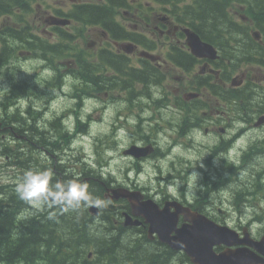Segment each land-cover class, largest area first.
Listing matches in <instances>:
<instances>
[{
    "label": "flooded vegetation",
    "instance_id": "obj_1",
    "mask_svg": "<svg viewBox=\"0 0 264 264\" xmlns=\"http://www.w3.org/2000/svg\"><path fill=\"white\" fill-rule=\"evenodd\" d=\"M51 1V4H48L43 8L38 7V9L34 10L32 13L35 20L38 19L41 21L40 27L43 28L41 29L40 27L36 26V23H33V25L30 27L31 31L29 34L32 41L41 43L43 42L41 38H45L49 41L46 43L47 46H49L51 49H59L61 47H65V41L63 38L64 35L66 33L72 34V32H70L68 29H62V27L51 26L54 21L59 19L73 18L79 22L86 21V25L79 35H72L73 39L76 41L75 48L79 51V53H72L70 55L71 57H66L64 59L66 64L56 63V59H45L46 62H44L43 67L48 68L54 74L69 72L73 77L76 78V81L81 85V87L83 86L85 77L87 75L94 73L100 75L103 73L104 78L108 80V84L104 86L105 88H110V84L114 85L115 79L117 77V69L115 68L116 62H123L126 67L134 73L144 72L142 68L138 67L140 64H145L146 62L139 57V43H137L138 40L133 37L134 34H138L137 32L139 31L138 15L141 12L134 14L130 13V11H122V13H119L117 11L106 9L103 6V4L106 3L111 7V4L116 5L118 2L117 4L120 8H126L127 2L122 0H69L73 2V6L77 8V10L74 12H70L68 10V4H65L64 1ZM145 3H147V0ZM157 3H159L157 4V7L161 9V11H163V13L166 14V17H168L171 21L172 19L169 14L180 19L181 17H190L192 15H198L202 17L203 14L206 13L204 0H165L164 3L162 0H157ZM209 4L215 8H218V10H223V14L226 18H234L237 20L235 22V26L238 25L236 28L238 29L239 33H237L235 37L238 41L237 43L221 44L222 50L226 48L239 47L238 54L240 56H243L244 54L247 56V58L242 59V62L232 71V61L230 60L231 54L223 53L224 58H222L219 62H211L207 60L203 62L206 69L213 68L217 73L214 75L209 74L207 78L204 79L205 81H209V84L205 83L204 85L200 86L202 91L199 93L201 94L202 100L200 101V99H198V105H200L199 108H201L202 114L210 118L209 125L212 126L217 132L221 130L219 129V121L213 117L218 116L220 119H223L224 116L229 120H236L238 118L241 119V117L244 119L242 115L251 109L250 106L244 104L241 107L229 106L228 101L233 100L234 103L238 102L239 104H242L243 97L247 96V90L252 92V94L255 93L259 97H264V26L261 25L260 22V18H264V0H209ZM135 6H138V3H136ZM250 17H253V21L255 23L254 28L248 27V25H252L249 19ZM131 18L135 20L134 24H131ZM166 29L168 34H172L171 26L169 24L166 25ZM256 32L260 34L258 37H254V33ZM152 34L154 35V33ZM170 40L171 37L165 36L162 38V41L155 44L156 49L160 51V53L157 55L160 58L161 63L152 65L150 62H148L147 66L154 70L159 76V82L161 84L160 93L163 98L165 96V99L170 100V102L173 104L169 109H173V111L178 112L179 114L183 113L185 109H188L189 111L187 113L189 116H192L191 119L194 121V110L196 111V109L193 100L189 101L191 102V105H187L186 103V106L184 107L179 106L181 99L182 101L184 100L183 98L187 88L180 87L179 85L180 82H184L186 80L185 72L184 76L182 77L175 76L178 73H182V69L187 70V68H185L186 60L190 61V65H192L193 68L199 64L197 62L193 64V59L184 54V52H182L175 44L170 43ZM10 43L15 44L11 39ZM128 43H133L138 47V49H135L131 55L127 54L122 49V45ZM142 44L144 48H151L154 46L152 40L148 41L147 37L143 40ZM168 51L172 53L175 52V55L180 56L181 58L176 59L174 56H172L168 60L166 58ZM58 64L69 65L70 69L57 70L54 65ZM0 78H3L2 73H0ZM175 78L179 82L178 84L174 83ZM176 85L177 87H175ZM255 88L261 89V91L257 92L255 91ZM167 89H171V91ZM44 94L45 92H32L31 96L29 95V97H33L34 104L38 105L42 104V102L45 100L43 96ZM197 95L200 97L199 94ZM97 97H100V94H98ZM105 97L107 98L108 102H116L114 93H105ZM119 99V102L124 101V98L121 95L119 96ZM139 108L142 110L141 116L133 119V123L137 122L135 123V126L138 129L141 127L145 128L147 115L150 111V107L147 106H141ZM119 116L128 117L129 112H120ZM33 121H35V119ZM36 124L41 125L39 121L36 122ZM230 124H232V122L228 123V125ZM46 125L47 124H45V126ZM110 125L113 127L117 125L127 126L128 119L120 124V118H114ZM57 126L58 121L47 126V128L52 129ZM60 129L61 128H58L52 134H50V136L54 135L52 138H44V144L51 145L53 148L56 145V136L61 133ZM206 130L208 132L209 128ZM129 133L131 136H133L130 130ZM131 139V144L135 143L133 137H131ZM174 146V144H171L168 146V149L172 150ZM189 151H192V149ZM193 151H195L194 146ZM146 161L147 160L134 161V165L131 167V169L137 168L142 170V165ZM176 168L177 167L174 165L171 166V171ZM94 179L96 182L98 181L101 186L104 185L101 180L97 178ZM134 183L137 186H142L147 191V196L145 195V198L153 197L161 205L162 198H164V201L166 196H170V199L172 200L175 198L170 194L164 195V192L158 185L157 180L150 182L151 186L143 185L142 182L138 180H135ZM109 185L117 187L118 183L110 182ZM154 185L158 186L154 187ZM224 186L227 185L222 184L223 191L218 195L219 199L217 201L212 200L213 194L216 193L215 189L218 187L217 184L213 186L212 194L207 193L206 196L203 197V201H198V198L195 197H193L191 201H186L182 198L177 199L193 210H197L202 213L206 212L210 215L211 219L221 224H230V215L226 214L223 210L227 208L232 212V222L234 223L233 228L238 233H241L242 235L249 233L253 241L260 240L263 234L262 232H255L254 223L250 225L249 223H246L244 219L241 220L240 218H238L237 221L235 220L237 208L240 203L243 202V195L247 194V192L244 191V194H241L237 191L230 190L229 188L224 189ZM127 188L129 187L127 186ZM129 189L136 191L134 187ZM230 191L233 194L232 199L230 198ZM238 194L240 196H238ZM106 202L107 206L99 209V216L104 218L103 215L107 214V216L115 219L117 221L116 223L122 224L120 227H117V232L122 233L124 229L128 228L122 223L124 221V214L133 215L129 203L123 200L116 201L114 202L115 208H112L111 204L113 203L108 202L107 200ZM213 210L224 212V215L220 217L219 215H216ZM139 220L144 222L141 218ZM183 222L184 218L180 217V225ZM247 229L248 232H246ZM110 231L113 232V229ZM138 232L140 234L147 235L146 226L143 225L142 227L138 228Z\"/></svg>",
    "mask_w": 264,
    "mask_h": 264
},
{
    "label": "trees",
    "instance_id": "obj_2",
    "mask_svg": "<svg viewBox=\"0 0 264 264\" xmlns=\"http://www.w3.org/2000/svg\"><path fill=\"white\" fill-rule=\"evenodd\" d=\"M13 2L14 0H0V10H6L10 8V5ZM204 2L206 13L203 14L202 20L208 30L214 29L217 33H222L225 27L233 26V24L224 16L223 10H218V8H215L209 4V0H204ZM2 33L4 36L1 35V39L4 45H7L10 39L14 43H17L15 45H17L19 48L25 47V45L29 42L32 43L33 47H37V49H39L35 50L36 56L45 55L38 54L43 53L44 51L40 50L44 47L43 42L37 43L32 41L27 31L19 32L13 28L5 27L2 29ZM202 33L203 32H201V34ZM64 39L71 41V37L69 36H64ZM7 49L8 48L5 47L4 52L2 51L0 53V71L2 70L1 63L2 65L7 63V58L9 55V49ZM64 52V47H61L57 50V54L61 53V55H63ZM115 66L119 74L121 73V76L119 75L116 77L114 88H119L120 86L124 90H132L134 89L133 80L144 83L146 88L154 83L151 77L152 71L150 69L148 72H145V74H133L127 70L128 68L125 67L124 63L116 62ZM91 79L93 80V78ZM11 82L13 83L14 93L25 92L26 88L21 87L22 83L18 82L16 77L11 79ZM95 83L100 88L101 86L105 85L104 81L100 80V78H95ZM8 105H13V102H10ZM15 121L16 120H13L12 123H15ZM12 132L22 136H25L24 134L27 133L26 136L22 138L24 143H33V141H38V145H44V131L40 132L34 126L29 127L27 130L20 129L19 126H15ZM45 146L46 145L43 147ZM3 156L6 160H11V165H13L12 167L19 168L20 174L18 177L29 168L45 170V166L39 164L38 160L35 161L33 155L25 156V152H19L17 147L13 150L12 148L10 150L5 147ZM84 171L89 173V170L86 169V166ZM53 172L54 180L61 179L63 181L71 179L70 176H65V178L62 179L60 176H58V174H56L55 171ZM57 172H59L58 169ZM84 176L89 177L91 175L86 174ZM85 182L89 184V190L92 192L94 197L97 196V198H100V196H102L103 190L99 183L95 181L92 182L91 180ZM14 188L15 187L12 186H0V264L178 263L177 260L172 258L174 255H176V252H174L172 249L167 247L161 248L160 245H155L148 242L147 240H145L146 243L144 244L141 239L136 240L135 238H129V236L126 234L128 231L126 229L122 231L123 235L117 231L111 233L110 229H114L113 227H109V229L107 228L110 234L103 233L101 236L97 234L96 238L101 240L100 247L93 241L86 242L92 237L94 233V229L91 230L92 228H90V224L93 226L95 225L94 218L89 215L88 208L80 210L82 214L79 216V218H77V213L75 212L60 213L58 210H55L57 211L56 218L49 220L47 218V211L35 212V210H33L31 207L29 208L27 203L19 200L15 194ZM16 205L19 209L15 211L14 208ZM18 212L20 213L18 214ZM74 238L79 239L73 240ZM66 241H68V243ZM129 247H131V249ZM151 247L154 249L157 248L159 250H167L159 251L151 249ZM90 252L94 253L93 259L88 258ZM186 262L189 263L188 260H186Z\"/></svg>",
    "mask_w": 264,
    "mask_h": 264
},
{
    "label": "bare ground",
    "instance_id": "obj_3",
    "mask_svg": "<svg viewBox=\"0 0 264 264\" xmlns=\"http://www.w3.org/2000/svg\"><path fill=\"white\" fill-rule=\"evenodd\" d=\"M233 26L232 27H225L223 29V32L228 31V32L238 33L239 32L238 29L235 28V27H233ZM211 30L214 31V32H216L214 29H211ZM7 48L9 49V50L7 49L8 50V53L9 54H12V51L10 49V46H7ZM149 69L150 68H146L144 70V72H142V73L145 74V72H148ZM150 70L152 71L151 77H152V80L154 81V83L151 86H149L148 88L145 87V97L147 98V100H145L141 96L134 95L132 97V99H131V105L134 106V107H141V106L150 107L149 101H151V100H153V99L156 98V97L153 96V93H152L153 90L152 89L153 88H157V84H158L160 78H159V76L157 75V73L154 70H152V69H150ZM18 82L22 83L21 84V87H23V88L25 87L26 88L25 93L23 94V96L21 97V99H24L25 95L29 94L28 91H34V90L36 91V85H33L31 83H28V82L25 83L24 80H18ZM134 82H138V81L133 80V83ZM10 87H11V89L13 91V83L12 82H11V86ZM29 88H32V89L29 90ZM154 90H156V89H154ZM128 91H131V90H128ZM21 99H19L16 102L13 103V106H14L15 110H13V113H12V116L11 117H8L7 115L4 116L0 112V145H1V143L4 144L5 141H11L12 143H15L16 145L19 144V143H22L25 146L24 149H23V151L25 152L26 151L25 149L26 148L29 149L30 147H32L34 142L37 144L38 141H34L33 143H24V141L22 140V138L25 137V136L18 135L16 133L12 132L13 131V128L15 126H19L20 129H24V130H27L29 127L34 126L40 132L44 131V133H45L44 138L45 139H48L50 137V134H51L50 132H54L58 128H61L60 129L61 130V133L58 136H56V138H57L56 140L57 141H56V145L53 147V149H46L45 148L42 151H40V149L38 148L39 152H37V153L41 156L44 151L50 150L55 155V159L52 160V162L55 165V172H56V174H58V176H60L61 178H65V176H68V175L71 178L72 177L73 178H77L76 177V174H75V167L76 166L67 165V162L65 161L64 156H63V148L66 147V146H68V145H70V144H73V143L77 142L78 139H80V138H84V133L83 132L85 130L91 129V127H92L91 126V121L92 120L89 121V117H88V114L86 113V111L83 108H81V107H77L75 109L74 116H76V118L74 120L77 122V124L72 121V118L71 119H68V118H65L62 114H59L58 117H57L58 126L55 127V128L49 129L45 125L42 126V125H38L36 123H33V124L31 123V125L30 124L29 125H26L25 124L26 120L24 122V119H23L24 116L25 115H30L33 112L32 111H26V112H24L23 113L24 115H23V118H22V116H21L22 113L19 111V109H16V107H15V103H18L19 101H21ZM250 99H251V96H250ZM22 101H24V100H22ZM50 110H51V106L50 105H47L46 107H44V111H45L44 112V115L46 113H49ZM36 114H33L32 115V120L35 119V122H38V121L40 122L39 119H41V117L43 116V114L42 113L41 114L40 113H36ZM13 120H16L15 123L17 125L15 123H12ZM82 121H83V124H82ZM18 123H20V124H18ZM10 125H12V126H10ZM143 132H144V127H141L140 129L136 128V133L137 134H141ZM113 136L114 137H117L118 134L114 132ZM169 145H171V144L170 143L164 144V149H167V152H164V150L161 151L160 152V155H159V158L157 159V161L160 158H165L166 155H170L175 149H177V146L176 145L174 146V148L172 150L171 149H168V146ZM226 148H228V145H226L225 146V149L223 150L222 162H219L218 165H217V168L216 169H213V171H215V170L218 171V173H217L218 175L213 174L214 173L213 171L205 172V173H207L206 176L208 174H213V176L211 178L205 177L204 180L207 181L208 183H214V184H217L218 185V187H216V189H215V192L217 190H223L222 189V184H223L222 181H223V177L224 176L227 177L228 181L235 180L237 183L241 182V179L239 177V174H241V173H238L237 174V170L239 169L238 167L240 166V167H244V169L246 170V172L250 176H257V178H250L247 175L246 176V179L250 180L251 187L254 186V185H257V188L254 191H259V188H260L261 191L264 194V187H263L264 186V179L261 177V175H258V173L256 174L255 171H254V169H248V161L245 158H243V157L240 158V157L234 156V154L231 152V150H228ZM19 149H21V148H19ZM19 149H18V151H19ZM189 150H191V149H189ZM0 154H2V151H0ZM28 154L29 155H32L33 153L28 152ZM34 157H36V154L34 155ZM48 157H49V154H46V153H44L43 156H42V158H48ZM57 167H61L64 170L63 171L60 170L59 172H57V169H58ZM88 172L91 175V179L90 180L92 182H94V181L96 182V180L94 178H97V179L101 180L104 183V185L102 186L103 193L101 192L102 193V196H100V199L101 200H107V199H109V197L107 195V192L110 191L111 189L116 188V187L110 186L109 184H110V182H115V181L110 180V179L107 181V180H105L106 178H102L100 175L98 176L97 174H95L96 172H94L93 170H89ZM205 173H203V174H205ZM221 176H222V179H221ZM160 178L161 179H164L162 170L160 171V173H159V175L157 177V181L160 180ZM261 179H262V182L258 185L257 182L259 180H261ZM166 180H169V179L166 178ZM227 183H229V182H227ZM225 184H226V182H225ZM170 187H173V186H169V187H163L162 186L160 188L164 192V195H167V192L164 189H168ZM251 187H249V188H251ZM254 199H255V194H253L251 196V198L248 201H246L247 205L241 209L240 214L244 217L245 220L246 219H249L252 222L256 223V222L259 221L260 215L258 213H256L255 210L252 207V204H253V200ZM112 205L115 206L114 202H113ZM2 209H3V207H2ZM18 209L19 208L16 205L15 208H14V210L16 211ZM99 209H97L96 207L88 208L89 215H91L94 218V221H95L94 224L95 223H98L100 220H104V221L107 222V224L110 227H113V228H116V225H122V224L116 223L117 221L115 219H113L112 217L107 216V214H104L103 215L104 218H102L101 216H99ZM122 223L124 224L125 221H123ZM138 228L139 227L136 226V225L126 228V230H128L126 232L127 236H129V238H135L136 240L137 239H141L144 244L146 243L145 240H147L148 242L153 243L155 245H160L161 248H166V247L169 248L167 244L162 243L157 238H151L150 236H148L146 234H140L138 232ZM66 242L68 243V241H66ZM151 249H154V248L151 247ZM154 250H159V249L156 248ZM166 250L167 249H165V250H161L160 249L159 251H166ZM88 258L89 259H93L94 257H92L91 253H89Z\"/></svg>",
    "mask_w": 264,
    "mask_h": 264
},
{
    "label": "rangeland",
    "instance_id": "obj_4",
    "mask_svg": "<svg viewBox=\"0 0 264 264\" xmlns=\"http://www.w3.org/2000/svg\"><path fill=\"white\" fill-rule=\"evenodd\" d=\"M34 21L36 23V26H38V27L41 26V21L40 20H38V19L35 20L34 19ZM15 77L18 80H24L25 83L28 82V83H31V84L35 85L32 81H30L28 78H26V77H24L22 75H18V76L15 75ZM10 86H11V81H10ZM31 89L32 88H29V90H31ZM154 89H156V90H154ZM152 90H153L152 91L153 96L156 97L155 100H160L161 98L158 95L157 88H153ZM31 92L32 91H28L29 94L25 95L24 99H21V97L23 96V94L25 92H20V93L17 92V93H15V94L18 95L17 96L18 97L17 100L21 99V101H19L18 103H15V107H16V109H19V111L22 113V115H21L22 118H23V115H24L23 113L24 112H26V111H32L33 112L30 115H25L24 116L23 119H24V122L26 120V122H25L26 125H29V124L31 125V123L32 124L36 123L35 121L32 120V115L36 114V113H40V114L42 113L43 114V116L39 120H41L44 123V125H45L46 124V120L48 119L49 115L52 113V110H50L49 113H46L44 115V112H45L44 111V107H46L47 105H50L49 101L48 100H44L42 102L43 103V108L41 110H36V108L30 107L27 104H25L24 101H22V100H25V98L28 97L31 94ZM34 92H36V91L34 90ZM45 99H47V98L45 97ZM117 104L118 103H114V105H117ZM13 110H15L13 105H7L5 108L0 109V112L4 116L7 115L8 117H11L12 113H13ZM88 117H89V121H91L92 120L91 117L89 115H88ZM75 118H76V116L72 117V121L77 124V122L74 120ZM135 123H137V122H135ZM82 124H83V121H82ZM44 125H42V126H44ZM97 125L98 126H95V127H97L98 129H96V130H94L92 132L93 135L104 136L105 134H107V132H108L107 129H106L107 127H105L103 124H97ZM10 126H12V125H10ZM91 126H93V122L92 121H91ZM90 131H91V129H90ZM167 132H168L167 129H164L163 131H159L158 132V136L163 139L165 137V135H167ZM50 133L52 134L53 132H50ZM90 134H91V132H90ZM113 134H114V132L111 133L110 137H111V139L113 141H117L118 140L119 146L121 145L119 148H121L122 146H123V148H126L128 146V144H127L128 140H129L128 137H127L126 141L124 142V141L120 140L121 139V135L120 134L117 133L118 134L117 137H114ZM24 135H26V134H24ZM53 136L54 135L50 136L49 138H52ZM89 139H90V137H88L86 134H84V138H80V139H78L77 142H75L73 144H70V145H68V146L63 148V156H64L65 161L67 162V165L77 166L80 163H84L86 165V167H87V170H93L94 172H96L95 174H97L98 176L100 175L102 178H106L105 180H107V181L110 179V180H113L116 183H118L120 180L121 181L125 180L127 178V176H125L123 170H125L127 168V166L129 165V162L121 160V159L119 160V158H120V149H118V151L115 152L117 154L116 155L114 154L115 156H113L114 161H112L108 165L100 166L94 161V159H95V157H94L95 156V143L93 141H89ZM198 141H199V139H198ZM163 143L167 144L166 141H163ZM45 145H47V144H45ZM47 146L42 147L41 145H38V144H36L34 142L32 147H30L29 149L28 148L25 149L26 150L25 151V156L29 155L28 152L33 153L32 154L33 157L36 154V157H34L35 161L39 160L38 161L39 164L44 165L45 169H51L52 171H55L54 163L52 161L44 160V159H48V158H44L43 159L37 153V152H39L38 148L40 149V151H42L45 148L46 149H53L51 147V145H47ZM193 146H194L195 150L198 149V142L196 140H194L192 148H190V149H192V151L188 150L187 155L183 156L184 158H188V159L191 160L193 158V155H196V154H194ZM5 147L10 149V150H11V148H12V150L15 149L16 147H17V150L19 148H21V149H19V151L23 152V149H24L25 146L22 143H19V144L16 145L15 143H12L11 141H5L4 144L1 143V145H0V151H2V154H0V186H6V187L12 186V187H15V182H16V180L18 178V175L20 174V171H19L18 167H12L13 165L11 166V160L10 159L6 160L3 157V153L5 151ZM81 149L83 150V153L85 152L84 155H81ZM76 150H78L79 155L75 154ZM180 150H182V149H180ZM164 152H167V149H164ZM169 156L170 155H166L165 158H160L158 161H155L153 164H151V167L154 170H156L158 173H160V171L162 170L163 177H164L165 180H166L167 176L170 175V173L172 172L171 171V166H173V165L176 166V167L178 166V162L176 160H173V159L169 158ZM196 156H197L198 160H200V158H202V155L201 156L196 155ZM258 157L260 159H258ZM106 159H107V156H106ZM185 160L186 159H184V161ZM57 168H58L59 171L60 170L61 171L64 170L61 167H57ZM178 168H180V166ZM193 168L196 169L195 166ZM238 168L239 169L237 170V174L241 173V174H239L241 182L237 183L235 180L228 181L227 177L224 176L222 183L225 184V182H226L225 185H227V186H224V189L229 188L230 190H234V191H237L239 193L244 194V191L248 192L250 190L249 187H251L250 180L246 179V176L248 175L250 178H257V176H250L246 172L244 167H240L239 166ZM248 169H254L256 174L257 173H263L264 172V156H262V155H259V156H256V157L250 156V158L248 160ZM213 172H214L213 174L218 175L217 174L218 173L217 170H215ZM149 173H152L151 170H149ZM206 174L207 173L202 174L203 179H205V177L211 178L213 176V174H208L207 176H206ZM263 176H264V174H263ZM221 179H222V176H221ZM135 180L141 181L143 185L151 186L150 182H147V181H145L144 179H142L140 177H136ZM227 182H229V183H227ZM261 182H262V179L259 180L257 182V184L259 185ZM157 186L158 185H154V187H157ZM195 186H196V188H199L200 184L198 182H195ZM192 189L195 190L194 188H192ZM222 191L223 190H217L216 193L213 194L212 200L213 201H217L219 199L218 195L221 194ZM238 196H240V195L238 194ZM230 198L231 199L233 198L232 192H231ZM246 205H247L246 202L240 203V205L237 208V212L239 211V213H240L241 209L243 207H245ZM46 211L48 212V210H46ZM19 213L20 212H18V214ZM60 215H63V214H60ZM64 216H65V214H64ZM109 227L110 226L104 220H100L98 223H95L94 226L92 224H90V228H92L91 230L94 229V233H93L92 237L90 239H88V241H86V242H92L93 241V242L97 243L99 245V247H100L101 240H99V238H96V235L98 234L99 236H101V234H103V233L110 234L111 231L109 232V230H108ZM262 229L263 228H261V227H256V230L262 231ZM102 236H104V235H102ZM75 239H79V238H74L73 240H75ZM82 240H85V239H82ZM129 248L131 249V247H129Z\"/></svg>",
    "mask_w": 264,
    "mask_h": 264
},
{
    "label": "water",
    "instance_id": "obj_5",
    "mask_svg": "<svg viewBox=\"0 0 264 264\" xmlns=\"http://www.w3.org/2000/svg\"><path fill=\"white\" fill-rule=\"evenodd\" d=\"M198 49V48H197ZM116 198L135 199V195L125 190L115 191ZM135 203H139L138 200ZM150 204L143 205L141 210L150 223L149 234H157L162 243L167 244L176 251H184L188 254L194 264H264L261 258L248 250L227 252L217 254L214 251L216 246L226 244L228 246L238 243L234 237L235 233L226 227H221L207 218L190 213L187 209L177 208V213L169 214L168 207L162 212H149ZM186 215V221L192 224H185L178 229L179 214ZM128 225H131L128 222ZM173 233L175 235L173 236ZM254 245L260 253L264 254V239Z\"/></svg>",
    "mask_w": 264,
    "mask_h": 264
},
{
    "label": "clouds",
    "instance_id": "obj_6",
    "mask_svg": "<svg viewBox=\"0 0 264 264\" xmlns=\"http://www.w3.org/2000/svg\"><path fill=\"white\" fill-rule=\"evenodd\" d=\"M192 175L195 177L198 173ZM14 191L18 199L27 203L35 212L48 210L49 220L56 218L55 210L60 213L75 212L79 218L81 209L106 206L103 200L93 196L87 182L78 178L54 180L51 169H26L17 178Z\"/></svg>",
    "mask_w": 264,
    "mask_h": 264
}]
</instances>
